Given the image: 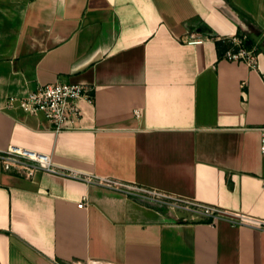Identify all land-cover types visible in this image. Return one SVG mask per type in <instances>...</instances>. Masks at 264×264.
Here are the masks:
<instances>
[{"label": "crops", "instance_id": "crops-1", "mask_svg": "<svg viewBox=\"0 0 264 264\" xmlns=\"http://www.w3.org/2000/svg\"><path fill=\"white\" fill-rule=\"evenodd\" d=\"M240 29L264 0H0V149L264 218V51L216 42ZM59 80L94 89L80 128L8 107ZM0 264H264V230L0 161Z\"/></svg>", "mask_w": 264, "mask_h": 264}, {"label": "built area", "instance_id": "built-area-1", "mask_svg": "<svg viewBox=\"0 0 264 264\" xmlns=\"http://www.w3.org/2000/svg\"><path fill=\"white\" fill-rule=\"evenodd\" d=\"M246 37V36H245ZM244 37V38H245ZM238 49L230 48L225 57L244 61L253 68L258 67V54L255 49L242 46L243 38L236 35L231 37ZM202 39H192L189 42L197 43ZM93 87L87 83L56 81L42 83L24 95H12L8 98V107H20L26 112L44 115L53 125L55 131L74 130L81 127L83 112L81 101H94ZM260 149L264 153V126L261 127ZM0 161L5 170H15L27 177L33 176L37 170L83 179L90 183H98L110 188L138 197L146 202L165 205L173 209L189 211L195 216L217 221L229 218L233 224H245L264 230V218L255 217L245 213H237L217 205L200 201L156 187H149L137 183H128L112 177H93L77 171L76 169L62 167L53 162L49 153L37 151L20 145H9L0 149ZM84 199L78 205L83 207Z\"/></svg>", "mask_w": 264, "mask_h": 264}, {"label": "trees", "instance_id": "trees-1", "mask_svg": "<svg viewBox=\"0 0 264 264\" xmlns=\"http://www.w3.org/2000/svg\"><path fill=\"white\" fill-rule=\"evenodd\" d=\"M236 36L243 38L242 46L248 49H255L257 53L264 51V44L262 42V40H264V34L262 32L248 33L247 31L240 29L236 33ZM216 42L220 57H224L225 53L230 48L235 47V49H238L240 47L239 45L235 44L231 37H221L218 38Z\"/></svg>", "mask_w": 264, "mask_h": 264}, {"label": "rangeland", "instance_id": "rangeland-1", "mask_svg": "<svg viewBox=\"0 0 264 264\" xmlns=\"http://www.w3.org/2000/svg\"><path fill=\"white\" fill-rule=\"evenodd\" d=\"M263 44H264V40H262Z\"/></svg>", "mask_w": 264, "mask_h": 264}]
</instances>
